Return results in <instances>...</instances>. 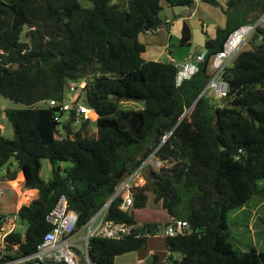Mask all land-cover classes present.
I'll return each instance as SVG.
<instances>
[{
	"label": "trees",
	"instance_id": "obj_1",
	"mask_svg": "<svg viewBox=\"0 0 264 264\" xmlns=\"http://www.w3.org/2000/svg\"><path fill=\"white\" fill-rule=\"evenodd\" d=\"M162 1L189 8L194 2L0 0V95L23 104L4 109L13 135L0 133V170L6 166L4 176L11 180L21 171L23 188L38 191L18 209L26 226L9 238L17 254L35 250L49 228L46 214L64 195L77 228L108 201L106 219L135 226L119 239L89 238L90 263L115 264L116 256L140 249L147 236L159 232L158 223L138 224L134 210L146 206L151 194L173 216L181 186L195 190L184 218L188 227L164 236V264H264V251L233 247L227 220L229 211L243 208L264 189L259 185L264 180V25L255 30L258 44L238 51L223 71L227 90L217 106L202 92L209 59L247 22L228 13L225 25L206 36V58L198 71L177 85L174 63L147 59L138 39L145 29L167 24L159 17ZM259 2L264 8V0ZM191 44V28L183 21L179 45ZM80 78L86 79L83 102L97 114L96 137L83 135L89 120L78 130L66 123L59 136L56 109L38 103L62 100L68 82ZM122 101H141L143 107L121 108ZM149 158L159 162L157 169L142 164ZM42 159L51 165L47 179L40 176ZM145 167L146 182L130 186L132 206L121 209L122 197L112 198L117 185Z\"/></svg>",
	"mask_w": 264,
	"mask_h": 264
},
{
	"label": "built area",
	"instance_id": "obj_2",
	"mask_svg": "<svg viewBox=\"0 0 264 264\" xmlns=\"http://www.w3.org/2000/svg\"><path fill=\"white\" fill-rule=\"evenodd\" d=\"M262 25H264V8L252 21L233 29L225 38L222 48L211 55L208 66L210 77L202 92L215 96L217 106L221 105L222 102L220 103V101L227 90V84L222 77L223 71L232 62L234 56L249 36L255 32L257 27ZM150 31L155 33L158 28L147 30V32ZM0 54H4V51L0 50ZM205 58L206 49L197 51L194 54H188L185 60L179 64L171 56L166 59L176 66V84L179 85L183 80L189 79L198 71L199 63L204 61ZM85 85V78L71 80L65 88V93L69 94V100H66V96H64L62 100L49 99L45 102L47 106L56 109L54 111V120L59 128V136H64V131L61 129L62 123H69L70 128H72L71 122L81 125L84 121L94 120L97 117L94 109L84 102H79L81 98L83 99ZM64 112H69V115L65 121H61L60 117ZM167 135H163L162 139L167 138ZM156 165L158 166L159 162L156 161ZM138 170L139 168L136 171ZM130 176H134V174ZM131 185V177L126 178L117 185L116 191L112 196V198L119 195L122 197L121 209L127 210L132 206ZM5 191L6 187L0 184V198ZM109 202L102 206L83 227L77 228L76 215L68 210L67 199L64 195H61L54 207L45 216V221L49 224L48 230L42 234L35 250L26 254H17L16 245H10L9 243L11 235L23 230L18 210L0 214V264H77L79 257H82L86 264H91L88 257V241L90 237L99 236L108 239H119L130 234L135 228L134 225L106 219V210ZM84 227L86 228L85 234L78 236V232ZM187 227L188 223L185 219L174 220L164 227L162 234L164 236H173L177 233H183ZM78 242H81V244Z\"/></svg>",
	"mask_w": 264,
	"mask_h": 264
},
{
	"label": "rangeland",
	"instance_id": "obj_3",
	"mask_svg": "<svg viewBox=\"0 0 264 264\" xmlns=\"http://www.w3.org/2000/svg\"><path fill=\"white\" fill-rule=\"evenodd\" d=\"M121 0H112L113 3H118ZM218 5L212 6L210 4L201 2L199 0H194L191 6L192 15L185 20L188 25L193 28H200L206 36H212L215 32L216 27L224 26L225 19L228 13L233 12L234 15H239L244 22H249L254 19L262 11V5L259 0H233V5H230L229 0H217ZM162 9L159 11V17L162 22L167 20L172 21L177 18V13H181L180 7L170 6L165 1L161 2ZM228 10V12H226ZM162 25L160 34L150 32H143L138 35V39L145 46L144 56L147 59H160L164 60L167 57H172L176 60L177 64L183 61L184 57L190 52L194 54L197 52L196 45L191 44L189 46H180L179 37L182 26V21L177 20L174 23V27L170 31V39L168 37L167 31ZM201 26V27H198ZM191 29V31H192ZM259 39L256 36V32H253L246 42L240 47L239 51L244 48H251L253 45H257ZM161 53V55H160ZM170 55V56H168ZM167 56V57H166ZM231 65V63L229 64ZM212 98L216 99L215 96L207 93ZM66 100H69V94L65 93ZM83 103V99L79 100ZM44 102H39L38 106H45ZM23 104L11 101L0 95V133L8 138L13 135V130L11 124L7 120L4 114V109L6 108H22ZM121 108L126 109H139L143 107L141 101H122L120 103ZM69 112H64L60 117L61 121H65ZM72 128L78 130L80 124H74L71 122ZM86 137H96V129L94 121L90 120L88 127L83 133ZM63 167H68L70 163L63 162L61 164ZM151 165L154 169H157L156 161L151 159ZM50 163L47 159L41 160L40 176L44 179L49 178L50 175ZM6 171V166H3L0 170V184H3L5 178L4 173ZM149 168L145 167L141 173L138 175L139 171H135L131 177L133 185H144L146 182V176L148 175ZM131 174V175H132ZM19 173L17 174L18 178ZM20 177V176H19ZM4 185V184H3ZM260 187L264 188V180L259 181ZM6 187V185H4ZM22 186V187H21ZM19 186L21 192H23V184ZM7 188V187H6ZM181 203L179 207H182L184 198L187 196L183 191L180 192ZM30 198V197H29ZM1 199V198H0ZM150 201L149 203H151ZM14 207L8 206L6 204H0V214L11 213L14 211ZM227 220L231 232L230 241L233 247L242 251L249 249L250 247L256 248L258 251H264V189L259 195H253L244 205L243 208L238 210L229 211L227 214ZM23 227L26 226V222H22ZM86 228L84 227L78 232V236L84 235ZM81 244V242H78ZM143 248V247H142ZM141 249L123 253L116 258L115 264H134L135 260L128 257L132 253L137 251H142ZM152 259L146 260V264H155ZM77 264H85L82 257H79Z\"/></svg>",
	"mask_w": 264,
	"mask_h": 264
},
{
	"label": "crops",
	"instance_id": "obj_4",
	"mask_svg": "<svg viewBox=\"0 0 264 264\" xmlns=\"http://www.w3.org/2000/svg\"><path fill=\"white\" fill-rule=\"evenodd\" d=\"M176 7H178V6H176ZM180 11H181V13H177L176 14L177 15L176 19H173L172 21L167 20L168 22L164 26L165 30L167 31L169 39L171 37L170 31L174 27V23L177 20H181L182 24H183V21H185L186 19H188L192 15L191 9L189 7H185L184 6L183 8H180ZM252 20L253 19H251L250 21H252ZM198 27H201V26H198ZM190 28L192 29L191 26H190ZM161 29H162V26L159 27L158 31L155 32V33L156 34H160ZM214 35H215V32L213 33L212 36L210 35L209 37H213ZM205 36H206V34H205ZM205 39H206V37H205ZM192 44H194V43H192ZM196 50H197V47H196ZM188 54H191V53L189 52ZM160 55H161V53H160ZM186 56L184 57L183 61L185 60ZM154 59H157V58H154ZM65 126H66V123L65 124L64 123L61 124V129L63 131H64ZM57 129L59 130L58 125H57ZM145 162H150V164H151V159L150 158L147 159L142 164H145ZM50 172H51V167H50ZM18 173H19L20 177L18 176V178H16ZM140 173H141V171H139L138 175ZM16 177L14 179H12V180L8 179L7 177L4 178L3 184L6 185L7 188H6V191L2 194V197L0 199V204L3 203V204H6L8 206L14 207L15 208L14 210H18L19 207L21 205H23V204H28L32 199L37 197V194H38L37 189H25L24 188L23 192L19 191L20 190L19 186H21L23 184L24 177H23V174H22L21 171H17ZM15 182H16L17 185L14 184ZM178 188H179L180 192L183 191L184 193L187 194V196L184 198V201L182 203L183 204L182 207H179V205H180L179 204L174 209V215L173 216L168 215L160 207L159 204H156L153 201V195H151V194L148 195L146 206L134 210V216H135L136 222L138 224L147 223V222H154V223H158L159 227H160L159 228V232H157L154 235L147 236V240H146L145 245L142 246L143 248L141 247L142 251H140V252L137 251L135 253H132L128 257H125V258H129V257L133 258L135 260L134 264H146V260H148V259L151 260L152 257H153V259L155 258L154 259L155 260V264H164L165 263V258L168 255V251L166 249L164 235L162 234V231H163V229L165 227L164 225L166 223L168 224V223H170V222H172L174 220L184 219L187 216V214L189 213L188 206H187L188 198H189L190 195L195 193L194 189H190L189 191H185V189L183 187H181V186H179ZM25 191L28 194L30 193L28 196L27 195L25 196V197L28 198V200L26 202L20 203V198L23 197L22 193H24ZM150 201H152V202L149 203ZM118 256L115 257V263H116V258Z\"/></svg>",
	"mask_w": 264,
	"mask_h": 264
},
{
	"label": "water",
	"instance_id": "obj_5",
	"mask_svg": "<svg viewBox=\"0 0 264 264\" xmlns=\"http://www.w3.org/2000/svg\"><path fill=\"white\" fill-rule=\"evenodd\" d=\"M183 8L184 6H179ZM148 30V29H145ZM192 43L197 47V51L205 50V33L200 28H193L192 31ZM23 174V173H22ZM24 177V175H23Z\"/></svg>",
	"mask_w": 264,
	"mask_h": 264
},
{
	"label": "bare ground",
	"instance_id": "obj_6",
	"mask_svg": "<svg viewBox=\"0 0 264 264\" xmlns=\"http://www.w3.org/2000/svg\"><path fill=\"white\" fill-rule=\"evenodd\" d=\"M20 180H21V179H20ZM14 184L17 185L16 182H15ZM29 194H30V193H29ZM29 194H28L26 191H25L24 193H22L23 197L20 198V203L26 202V201L28 200V198L25 197V196H26V195L28 196Z\"/></svg>",
	"mask_w": 264,
	"mask_h": 264
}]
</instances>
